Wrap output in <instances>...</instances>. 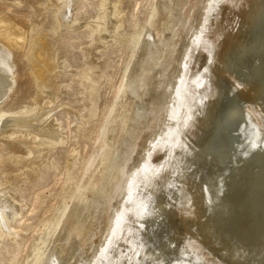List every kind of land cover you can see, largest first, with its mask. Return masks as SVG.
<instances>
[{"label":"bare ground","instance_id":"obj_1","mask_svg":"<svg viewBox=\"0 0 264 264\" xmlns=\"http://www.w3.org/2000/svg\"><path fill=\"white\" fill-rule=\"evenodd\" d=\"M121 1L102 0L105 42L122 25ZM74 2L48 0L59 32L86 25L72 19ZM153 10L123 82L131 110L106 164L110 185L101 178L56 230L49 225L55 234L40 264H264V0H156ZM167 19L170 39L161 27ZM60 60L43 38L33 67L42 91L36 102L49 106L59 94ZM14 76L11 53L0 44V105ZM49 112L28 107L0 116V137L28 151L1 159L24 170L0 173V240L13 233L18 215L12 188L22 175L33 180L66 141ZM111 125H119L117 115Z\"/></svg>","mask_w":264,"mask_h":264},{"label":"rangeland","instance_id":"obj_2","mask_svg":"<svg viewBox=\"0 0 264 264\" xmlns=\"http://www.w3.org/2000/svg\"><path fill=\"white\" fill-rule=\"evenodd\" d=\"M155 2L122 0V25L105 42L99 35L109 30L102 0H75L71 17L86 25L77 31L60 32L56 12L48 0H0V44L10 51L15 67V84L0 105V116L7 112L18 115L28 107L48 108L66 138L63 145L48 153L33 180L27 181L22 175L12 188L20 199L18 215L10 224L13 233L0 240V264H40L38 259L55 234L54 230L48 234L49 225L53 224L56 230L65 212L74 203L90 198L101 178L106 187L110 185L113 173L106 170V164L131 110L123 82L136 54L139 36L152 29ZM200 7L199 16L203 14ZM169 23L167 19L161 24L166 39L172 38L166 30ZM43 38L51 39L54 49L61 54L56 81L60 91L49 106L41 97L35 101L42 91L33 67ZM203 47L197 49L200 57L206 50ZM92 50L97 51L98 62L90 60ZM119 105L122 108L118 113ZM116 115L119 125L112 126ZM7 155L26 156L27 149L17 141L0 137V173L15 177L22 174L23 164L1 163ZM87 182L88 190L84 189ZM38 244L35 255L32 250Z\"/></svg>","mask_w":264,"mask_h":264}]
</instances>
